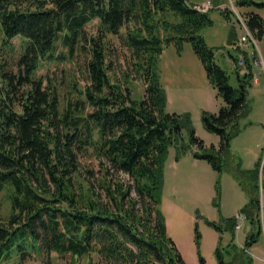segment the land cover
<instances>
[{
    "label": "trees",
    "instance_id": "1",
    "mask_svg": "<svg viewBox=\"0 0 264 264\" xmlns=\"http://www.w3.org/2000/svg\"><path fill=\"white\" fill-rule=\"evenodd\" d=\"M199 1L0 0V195L7 198L0 199V263L39 255L49 264L56 253L95 255L106 264H185L161 209L172 146L176 161L194 146L195 158L218 174L226 168L244 189L251 181V205L261 209L262 163L244 171L232 164L230 151L247 113L251 58L244 54L246 72L236 67L232 86L201 35L213 20L194 7ZM252 4L264 7L240 2ZM93 21L96 32L89 34ZM245 23L255 39L264 35L259 15L248 14ZM15 38L22 43L18 56L12 55ZM115 40L129 56L125 85L112 74ZM186 42L225 103L218 113H203L206 130L220 138L218 147L196 136L190 115L166 112L159 60L166 46L175 44L181 53ZM53 59L79 68L66 70L65 80L39 76L43 62ZM134 75L145 85L141 100L133 99L128 86ZM227 222L234 231L235 218ZM201 240L196 223L195 244L205 264ZM216 253L221 264L219 246Z\"/></svg>",
    "mask_w": 264,
    "mask_h": 264
},
{
    "label": "rangeland",
    "instance_id": "2",
    "mask_svg": "<svg viewBox=\"0 0 264 264\" xmlns=\"http://www.w3.org/2000/svg\"><path fill=\"white\" fill-rule=\"evenodd\" d=\"M206 1L200 0L198 3ZM241 1L211 0L212 8L206 13L213 20V24L205 28L201 35L205 38L208 47L214 49L216 63L230 75L232 86H237L234 74L237 64L233 58L238 57L239 53L244 58L246 55L251 58L253 73L247 95V113L241 119L240 133L232 140L230 151L232 164L240 166L244 171L256 170L262 163L260 181L263 183L264 35L243 45L240 44V38L247 32L243 26L244 24L246 26L247 15L254 13L264 20V7L255 4L242 6ZM251 1L264 2V0ZM96 27L97 21H93L86 30L89 34H93L96 32ZM250 33L254 35L251 31ZM233 43L241 45L237 46L239 51ZM13 44L12 55L18 56L21 51V39L15 38ZM113 49L116 50V55L112 56L115 70L112 73L113 78L125 85L126 76L130 75L129 56L117 40ZM159 67L161 81L168 96L166 112L190 115L196 136L204 141L205 146L209 147L213 144L218 147L220 138L206 130L203 113L205 111L218 113L225 103L218 90L207 79L203 64L195 54L192 44L184 43L181 53L175 44L166 46L160 57ZM78 68L79 65L76 63L53 59L43 62L37 74L65 80L66 70L76 71ZM241 72H246V69ZM78 76L82 79L80 73L76 78ZM81 82L84 84L83 80ZM128 86L131 88L133 99L143 98L145 85L135 75L132 76ZM67 90L64 86L65 96L71 92ZM182 139L184 143L189 144V129L183 130ZM196 152L198 149L193 146L179 161H176V148L172 146L165 167L161 209L166 217L168 234L183 261L185 264H201L195 244L197 223L202 236L200 252L205 264H220L216 253L218 246L221 248V264H264V189L260 187L261 209H258L257 206L251 205L255 196L251 181L245 189L241 188L226 168L222 174H218L208 161L195 158ZM86 162L97 165L95 161ZM120 177L125 181L129 180L124 174ZM0 199L7 201L4 193L0 195ZM8 207L5 204V212L8 211ZM238 216H240V224L236 225L233 231L227 219L237 220ZM208 221L219 226L221 232L209 225ZM92 256V259L91 257L73 258L70 255L60 256L53 253L49 264H106L102 260L98 263L97 256ZM0 264H46V257L35 255L32 260L26 262L21 260L19 255H15L9 261Z\"/></svg>",
    "mask_w": 264,
    "mask_h": 264
},
{
    "label": "built area",
    "instance_id": "3",
    "mask_svg": "<svg viewBox=\"0 0 264 264\" xmlns=\"http://www.w3.org/2000/svg\"><path fill=\"white\" fill-rule=\"evenodd\" d=\"M199 5L200 8H202V11L203 13H206L208 12L211 8H212V3H211V0H207L206 2L204 3H201V4H197ZM245 28V24L243 25ZM250 40H254L253 39V36H246V34H244V36H241L240 38V41H241V44H248ZM253 57H254V54H253ZM239 66L240 67H245V59L244 58H241L239 60ZM240 216H238L237 220H236V225L238 226L240 224Z\"/></svg>",
    "mask_w": 264,
    "mask_h": 264
},
{
    "label": "bare ground",
    "instance_id": "4",
    "mask_svg": "<svg viewBox=\"0 0 264 264\" xmlns=\"http://www.w3.org/2000/svg\"><path fill=\"white\" fill-rule=\"evenodd\" d=\"M195 7H196V9H198L200 12H203V11H202V8H200L199 5L196 4ZM246 31H247V32H246V36H252L251 33H250L249 28L247 27V25H246Z\"/></svg>",
    "mask_w": 264,
    "mask_h": 264
},
{
    "label": "water",
    "instance_id": "5",
    "mask_svg": "<svg viewBox=\"0 0 264 264\" xmlns=\"http://www.w3.org/2000/svg\"><path fill=\"white\" fill-rule=\"evenodd\" d=\"M247 76H245V78H246Z\"/></svg>",
    "mask_w": 264,
    "mask_h": 264
}]
</instances>
